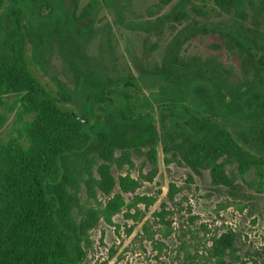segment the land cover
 I'll use <instances>...</instances> for the list:
<instances>
[{
	"label": "trees",
	"instance_id": "16d2710c",
	"mask_svg": "<svg viewBox=\"0 0 264 264\" xmlns=\"http://www.w3.org/2000/svg\"><path fill=\"white\" fill-rule=\"evenodd\" d=\"M65 1L0 0V7L8 2L13 16L3 41L6 53L0 52V104L10 95L16 110L13 133L0 138V264H82L92 245L91 231L101 222L114 225L113 217L123 210L125 219L138 222L144 211L137 205L147 208L157 199L135 193L143 180L152 182L157 174L159 136L147 109L150 103L131 94L128 83L140 89L138 78L108 75L76 46L81 32L73 17L76 0H67L70 9H65ZM207 3L219 12L234 11L250 19L251 27L219 31L227 52L241 58L242 77H233L215 59L179 55V37L182 42L220 30L210 25ZM39 9L47 13H41L35 25L27 22V15ZM56 9L61 14L53 18ZM45 23L51 29L43 30ZM165 24L173 34L167 55L160 63L145 59L146 76L165 82L158 87L170 130V142L163 146L170 156L164 163L175 159L195 174L208 170L214 187L225 186L231 196H238L240 187L233 172L228 173L229 165L243 174L250 168L264 173V0H179L141 28L158 36ZM36 32L57 38L84 93L83 103L71 106L75 101L70 93L47 86L36 75L27 54L30 42L38 46L32 37L38 38ZM155 47L153 43L150 49ZM248 67L250 75L245 76ZM195 107L198 112L191 110ZM5 120L0 114V128ZM133 152L143 154L149 170L139 172L138 178L128 171L114 176L112 165L119 170L134 166ZM178 191L169 183L168 199ZM125 193L133 194L129 201ZM168 213L162 203L154 215L169 226ZM131 232L129 226L126 233ZM209 240L210 245L194 255L198 264H263L236 255L231 230ZM115 252L112 248L110 257Z\"/></svg>",
	"mask_w": 264,
	"mask_h": 264
},
{
	"label": "rangeland",
	"instance_id": "374dc122",
	"mask_svg": "<svg viewBox=\"0 0 264 264\" xmlns=\"http://www.w3.org/2000/svg\"><path fill=\"white\" fill-rule=\"evenodd\" d=\"M178 1L170 0L163 4L162 0H76L74 23L76 26L81 25V32L76 35V46L81 47L83 52L108 75L112 77L137 75L151 86L150 91L156 92V85L159 82L152 78L151 74L146 76L145 59L151 63H160L169 51L173 34L169 32L167 24L158 36L149 35L132 27L170 11ZM158 5L162 7L159 9ZM90 6L94 7L89 19L91 22L88 20V25L82 28L86 20L78 19L83 16L81 11ZM10 7L8 2H4L0 7L2 53H6L3 41L13 26ZM70 7H72L70 1L66 0L65 9ZM205 8L210 25L220 30L195 35L182 42L180 40L183 38L179 37V55L187 60L193 56L215 59L225 68H229L233 77H242L244 70L241 58L237 54L227 52L219 31L222 28L238 30L237 26L241 25L251 27L250 19L243 20L238 16V12L234 11L219 12L209 3ZM45 11L46 9L44 11L39 9L37 14H28L27 22L35 25L41 19V13H47ZM60 14V9H56L52 16L54 18ZM197 19L200 22L205 21L202 18ZM186 24L187 21H184L178 26L177 31ZM42 29L51 28L45 23ZM37 36L36 39L32 37L33 41L38 42V46L34 47L31 42L27 45V54L31 57L36 75L47 86L60 89L63 94L70 93L71 99L75 101L71 106L83 103L84 93L79 90L80 85L76 78L74 79L73 68L59 50L57 38L49 37L48 34ZM153 43L156 47L151 50L150 46ZM216 44L219 46L215 47ZM249 75L248 67L245 76ZM142 89L148 90L145 86ZM15 111L14 97L5 96L0 104V114L6 119L0 128V138L3 140L13 133L12 121ZM166 120L160 124L156 121L155 125L159 136L157 174L152 182L143 180L135 191L138 195L156 196V201L147 208L142 203L137 205L144 211L142 220L138 222L125 219L123 216L125 210L113 217L114 225L101 222L91 231L92 245L88 248L82 264H198L194 255H200L204 247L210 245L209 238L212 235L228 230L235 235L236 255L239 258L247 261L258 259L264 264V173L259 175L256 169L250 168L243 174L235 164L229 165L227 171L233 172L234 182L240 187L239 195L231 196L227 187H214L211 184L208 170H201L200 174H195L175 159L165 164L164 158L170 156L163 151L164 144L170 142V130ZM131 158L134 163L132 168L125 167L119 170L112 165L114 176L128 171L132 177L138 178L139 172L145 173L149 170L150 165L146 164L143 154L133 152ZM171 182L179 188L172 201L167 197ZM132 196V193L124 194L126 201ZM98 197L103 200L101 194ZM162 203L169 211L165 215V220L170 221L169 226L160 222L154 215L155 211L161 209ZM133 211L134 209H131V212ZM143 225L146 226V230H143ZM129 226H132V232L127 234L126 229ZM112 248L116 252L110 257Z\"/></svg>",
	"mask_w": 264,
	"mask_h": 264
},
{
	"label": "flooded vegetation",
	"instance_id": "af4514ba",
	"mask_svg": "<svg viewBox=\"0 0 264 264\" xmlns=\"http://www.w3.org/2000/svg\"><path fill=\"white\" fill-rule=\"evenodd\" d=\"M91 15H92V9L90 11H87L85 14H83V16L81 18L78 19L80 21H82L84 19L86 20V24L85 25L82 24V28H84V26L86 27L88 25L87 21L89 19H91ZM88 16H90V18H88ZM149 20H151V19H149ZM149 20L143 21L141 24H138V26H133L132 29H138L140 31L148 33L146 30L142 29L141 26H143L145 23H148ZM89 21L91 22V20H89ZM132 76H134L135 78H138V80H139L138 83H139V86L141 88L137 89L135 85H133L131 83H128V85H130V88H131V90H130L131 94L133 96H135L136 94L139 95V96H142V97H144L146 99V101H148L150 103V105H149V107L147 109H150V113H151V117L150 118H151V121L153 122V124L156 125L157 124L156 121H158L159 124H160L164 119H167L166 121H167V124H168V118H167L168 109H167L165 103L160 100V99L163 98V94L158 89L159 84H161V83L165 84V82H163V80H157V78H155V80L158 81L159 83H158V85H156L157 91L156 92H152V91H150L151 86L147 85L146 83H144L143 80H142V77H137V75H132ZM143 86H145V89H148V90L142 89ZM156 98H157V100H156ZM197 108L198 107H195V108H192L191 110L193 112H195V111L198 112V110H196ZM154 118H155V120H154Z\"/></svg>",
	"mask_w": 264,
	"mask_h": 264
}]
</instances>
